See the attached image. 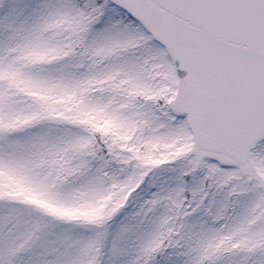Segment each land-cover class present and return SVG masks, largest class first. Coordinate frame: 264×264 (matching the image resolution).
Wrapping results in <instances>:
<instances>
[{"label": "snow or ice", "instance_id": "1", "mask_svg": "<svg viewBox=\"0 0 264 264\" xmlns=\"http://www.w3.org/2000/svg\"><path fill=\"white\" fill-rule=\"evenodd\" d=\"M0 264H264V0H0Z\"/></svg>", "mask_w": 264, "mask_h": 264}]
</instances>
